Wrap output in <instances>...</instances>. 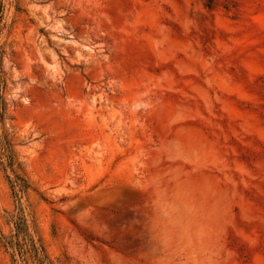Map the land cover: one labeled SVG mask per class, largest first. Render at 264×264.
Here are the masks:
<instances>
[{
	"label": "rangeland",
	"instance_id": "rangeland-1",
	"mask_svg": "<svg viewBox=\"0 0 264 264\" xmlns=\"http://www.w3.org/2000/svg\"><path fill=\"white\" fill-rule=\"evenodd\" d=\"M0 96V264H264V0H0Z\"/></svg>",
	"mask_w": 264,
	"mask_h": 264
},
{
	"label": "trees",
	"instance_id": "trees-1",
	"mask_svg": "<svg viewBox=\"0 0 264 264\" xmlns=\"http://www.w3.org/2000/svg\"><path fill=\"white\" fill-rule=\"evenodd\" d=\"M0 109H3L2 102H1V96H0ZM13 188L15 190V193H21L25 191V183L22 182V180L17 179V181L13 182ZM20 231H24V228L19 226Z\"/></svg>",
	"mask_w": 264,
	"mask_h": 264
}]
</instances>
